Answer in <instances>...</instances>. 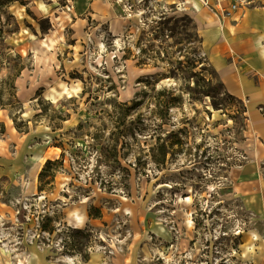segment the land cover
Wrapping results in <instances>:
<instances>
[{"label": "rangeland", "instance_id": "374dc122", "mask_svg": "<svg viewBox=\"0 0 264 264\" xmlns=\"http://www.w3.org/2000/svg\"><path fill=\"white\" fill-rule=\"evenodd\" d=\"M198 7L3 8L5 56L20 59L15 104L0 109V199L15 223L0 264H264L260 203L237 187L253 144L245 103L217 72L264 42V4L227 18Z\"/></svg>", "mask_w": 264, "mask_h": 264}, {"label": "crops", "instance_id": "0c3cea01", "mask_svg": "<svg viewBox=\"0 0 264 264\" xmlns=\"http://www.w3.org/2000/svg\"><path fill=\"white\" fill-rule=\"evenodd\" d=\"M245 1L246 4L239 7L237 11L242 7L248 9L251 3L264 4V0ZM200 10L205 9L198 7L194 12L199 13ZM262 45L264 42L261 40L260 44H240L231 52H235L236 57L239 56L241 59L225 61L217 67V72L225 92L245 103L247 128L253 137V144L250 149L251 160L237 170V187L246 196L252 197L248 202L255 200L260 203L264 220V47ZM220 47L222 49L221 45ZM248 192H251L252 196H249ZM5 228L10 230L9 235H14L15 223L11 218L9 206L0 199V235Z\"/></svg>", "mask_w": 264, "mask_h": 264}, {"label": "trees", "instance_id": "16d2710c", "mask_svg": "<svg viewBox=\"0 0 264 264\" xmlns=\"http://www.w3.org/2000/svg\"><path fill=\"white\" fill-rule=\"evenodd\" d=\"M13 1L15 0H0V19H1V14L5 15V12L2 11L3 8H7ZM7 16H6V21H7ZM5 25H7V22L0 23V74H1V69L6 68L7 74L5 75L4 78L0 79V109H5L6 107H12L15 104L16 96H15V85L14 81L15 78L19 75V68L17 65V62H14V60L20 59V56L18 54H14L13 58L10 56H5V43H4V33H8L7 30H4ZM10 33H14L15 30L9 31ZM10 52V51H8ZM47 163H50L49 161ZM43 174H40V177Z\"/></svg>", "mask_w": 264, "mask_h": 264}, {"label": "built area", "instance_id": "2783aa9c", "mask_svg": "<svg viewBox=\"0 0 264 264\" xmlns=\"http://www.w3.org/2000/svg\"><path fill=\"white\" fill-rule=\"evenodd\" d=\"M203 8L215 16L230 17L239 7L246 4L245 0H195ZM194 8V7H192ZM187 9V8H185ZM196 11V8L193 9Z\"/></svg>", "mask_w": 264, "mask_h": 264}, {"label": "bare ground", "instance_id": "6f19581e", "mask_svg": "<svg viewBox=\"0 0 264 264\" xmlns=\"http://www.w3.org/2000/svg\"><path fill=\"white\" fill-rule=\"evenodd\" d=\"M207 18V20H209V18H211L210 16H207L205 15L204 18ZM141 22V21H140ZM118 45V43H117ZM28 185V183H27ZM216 189V186L214 187ZM191 200L190 197H187L186 199L184 198H181V201L182 202H185V203H189ZM128 214V213H127ZM71 223L77 228V227H81L83 224H84V217L79 215L77 212H72L71 213V219H70ZM188 223L192 224V221H191V218L188 214ZM2 250H5V248L3 247ZM68 260V259H67ZM69 261V260H68ZM14 264V263H13ZM16 264V263H15Z\"/></svg>", "mask_w": 264, "mask_h": 264}]
</instances>
